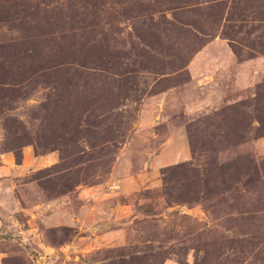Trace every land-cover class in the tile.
Segmentation results:
<instances>
[{"label": "rangeland", "instance_id": "374dc122", "mask_svg": "<svg viewBox=\"0 0 264 264\" xmlns=\"http://www.w3.org/2000/svg\"><path fill=\"white\" fill-rule=\"evenodd\" d=\"M0 264H264V0H0Z\"/></svg>", "mask_w": 264, "mask_h": 264}]
</instances>
